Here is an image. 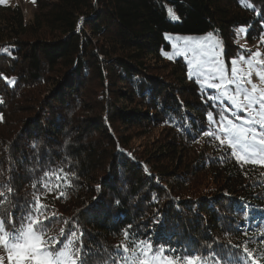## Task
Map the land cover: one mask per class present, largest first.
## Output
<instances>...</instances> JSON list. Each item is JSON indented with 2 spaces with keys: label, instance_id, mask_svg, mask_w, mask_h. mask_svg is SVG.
I'll use <instances>...</instances> for the list:
<instances>
[{
  "label": "trees",
  "instance_id": "obj_1",
  "mask_svg": "<svg viewBox=\"0 0 264 264\" xmlns=\"http://www.w3.org/2000/svg\"><path fill=\"white\" fill-rule=\"evenodd\" d=\"M242 30L264 44V0H35L28 22L0 8V209L15 221L38 199L44 238L76 231L87 264L169 249L264 264V166L203 134L217 103L161 55L166 34L212 33L228 64Z\"/></svg>",
  "mask_w": 264,
  "mask_h": 264
},
{
  "label": "snow or ice",
  "instance_id": "obj_2",
  "mask_svg": "<svg viewBox=\"0 0 264 264\" xmlns=\"http://www.w3.org/2000/svg\"><path fill=\"white\" fill-rule=\"evenodd\" d=\"M0 2H3V0H0ZM168 12L172 20L179 19L171 9H169ZM212 35V33H208L207 38L210 39ZM192 50L194 55L192 59H188V65L191 67L195 61L193 71L196 73L197 78L205 76V78L219 80L218 83H209L208 87L220 91L221 97L226 99L230 103L231 108L235 110L232 113L235 116V120L240 121L236 123L234 120L229 119L225 116V112L228 111V109H223L219 113L218 131L224 135L225 139H221L220 135L210 131H205L203 134L205 136H215V138L220 141L221 145H224L227 141L229 146L233 149V156L236 155V149H239L251 156L260 155V162L264 163V88L258 89L257 85L252 83L251 71H249L246 76L238 75V69L234 67L232 69V78H226L223 65L218 56H213L209 50H204L200 47H194ZM257 55H259V53H257ZM197 56L199 59H196ZM171 58L172 57L169 56V59ZM206 64L218 66L217 71L219 74L217 75L216 72L206 74L203 71L204 65ZM258 75L259 79L264 81V73H258ZM245 84H250L251 90L245 87ZM230 86L234 87V91H230ZM241 96L243 97L242 100L239 99ZM221 97H213L212 99L220 100ZM221 103H223V100H221ZM241 110H246L249 114L248 117L243 120H241V117L237 114ZM253 112L256 113L255 116L251 115ZM207 118L210 123H215L211 111L207 113ZM0 119H2V117H0ZM256 125H259V130ZM67 143L68 142L65 141V144ZM239 160H245V156H240ZM255 162L256 161H253V163ZM61 171H63V169H61ZM56 179L59 180L60 177L57 176ZM33 186L35 187V185ZM7 191L11 192L12 190L8 188ZM0 197H5L4 191H0ZM35 203V208L29 204L15 221L9 216L6 209H0V232H5L7 234L8 241L15 250L17 264H23V262L28 259L34 260L36 264H87L89 252L84 250L82 246L76 247L75 242L76 239H78L76 231H71L68 237L63 240H58L56 237L47 240L44 238L47 225H44L38 219H34L35 216L42 212V206H40L38 199ZM116 203H119V201ZM127 227L130 229L132 226L128 225ZM61 231L63 233V230ZM124 235L126 238L133 239L134 244H146V248H151L150 243L144 240H137L135 237H129L128 231H125ZM169 250L173 251L176 258L167 259L166 261L162 258V264H179L181 259L185 261V264H196L199 259L195 253L189 252L187 249H181L179 253L172 249ZM125 251H127L126 248ZM243 251L247 254V257L253 255L248 248H244ZM143 254L151 255L152 253L145 251ZM9 259H12L11 255ZM143 264H153V262L146 260ZM224 264H238V262L234 258L229 257L224 260ZM239 264H248L247 259L241 258Z\"/></svg>",
  "mask_w": 264,
  "mask_h": 264
},
{
  "label": "rangeland",
  "instance_id": "obj_3",
  "mask_svg": "<svg viewBox=\"0 0 264 264\" xmlns=\"http://www.w3.org/2000/svg\"><path fill=\"white\" fill-rule=\"evenodd\" d=\"M15 5L20 7L25 22H28L33 18L35 12V0H3V2H0V8L13 7ZM207 37L208 34L202 36H179L166 34L165 39L170 44V49L167 51H161V55L165 60H173L178 57L182 58L186 63L189 76L194 77L197 80L201 90L209 92L208 97L211 99L213 97H221V93L219 90L208 87V84L218 83L219 80L214 78H205V76H200L197 78L196 73L193 71L195 67V61L191 67L188 65V59L193 58L194 53L192 49L194 47H200L204 50H209L213 56H218L220 62L223 65V71L226 78H232V69L234 67L238 69V75L246 76V74L251 71L252 83L256 84L258 89L264 88V81H261L258 75V73H264V44H262V40H248L245 36V31H239L235 38V44L241 51L236 56L232 57L227 64L223 59V45L221 41L213 35L210 39ZM257 53H259V55H257ZM169 56L172 58L169 59ZM196 59H199V57L197 56ZM217 67L218 66L206 64L204 65L203 71L206 74L216 72L218 75L219 73L217 71ZM245 87L251 90L250 84H245ZM230 91H234V87L230 86ZM239 99L242 100L243 97L241 96ZM212 100L217 103V122H215V129L217 130V134L220 135L221 139H225L224 135L218 131L219 113L223 109L227 108L228 111L225 112V116L234 120L236 123H239L240 121L235 120V116L232 114L235 110L231 108L230 103L226 99L221 97L220 100ZM221 100H223V103H221ZM237 114L241 117V120L247 118L249 115L246 110H241ZM251 115L255 116L256 113L253 112ZM256 127L259 130V125H256ZM225 143L228 144L227 141ZM236 154L245 156V158L251 162L256 161L255 163L259 166H264V163L260 162V155L251 156L249 154H245L239 149H236ZM10 255L12 256V259H9ZM162 258L164 261L169 259L162 254H156L151 256L150 261L153 262V264H162ZM0 264H17L15 250L11 247L5 232H0ZM23 264H36V262L34 260L28 259L25 260ZM196 264L203 263L197 262Z\"/></svg>",
  "mask_w": 264,
  "mask_h": 264
}]
</instances>
